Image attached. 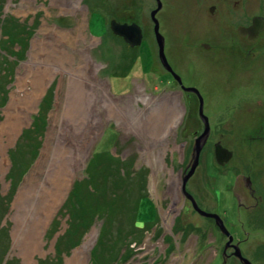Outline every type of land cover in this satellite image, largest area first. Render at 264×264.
Masks as SVG:
<instances>
[{
	"label": "rangeland",
	"instance_id": "1",
	"mask_svg": "<svg viewBox=\"0 0 264 264\" xmlns=\"http://www.w3.org/2000/svg\"><path fill=\"white\" fill-rule=\"evenodd\" d=\"M258 1L263 5L264 0ZM0 2L4 3L0 26L6 21L5 25L9 24L10 17L18 20L29 31L28 36L24 34L25 50L21 59L7 55L6 38L0 33V125L5 119L4 111L10 100L22 99L26 92H31L29 71L46 67L51 69L36 105L29 112L22 110L24 114L29 113V121L11 133L0 134V259H3L0 264H7L10 260L14 264H40L47 259L57 264H92V260H97V256H100L95 253L100 245L98 238L103 222L109 219L108 211L104 213L106 218L95 219L92 226L85 230L79 244L70 248L68 254L59 256L55 247L57 237L69 229L71 213L68 214V209L63 205L69 199L74 185L89 179L85 171L95 152H112L122 161L131 160L135 173L141 168L154 169L147 177L145 192L138 191V196L133 195L127 189L129 184L125 183V187L112 188V196H107V191V198L97 199L98 203H108L114 209L117 206L123 209L122 200H127L126 212L113 214L117 219L112 221V226L120 223L121 226H130L134 231L133 237L131 232L127 235L132 246L130 250H133L128 260L125 258L129 249H121L124 253L126 251L124 256L120 251L123 244L119 241L114 251L119 256L117 261L112 262L116 258L115 254L110 258L106 254L107 259L98 264H119L120 261L121 264H222L220 252L228 237L218 228L213 218L195 213L191 203L183 198L179 190L181 176L190 161L194 137L202 133L204 126L198 116V99L171 85L166 77L160 79L157 74H153L155 60L151 51L153 40L150 20V12L155 7L153 0H71L67 7L62 5L61 0ZM257 4L255 2V14L260 12ZM161 13L157 14L159 28L166 34ZM125 14L138 23L143 31V40L134 50H130L122 38L113 35L108 27L111 19L119 21L117 18H125ZM175 22L172 15V23ZM53 30L74 34L73 39L64 41ZM42 40L44 43L55 42L58 49L68 52L69 61L64 64L67 69L57 67L42 56L34 57V53L43 44ZM12 42H7L10 43L9 50L18 51L20 47L15 41ZM255 43L256 46L264 44L263 36ZM263 56L264 52L260 50L259 58L253 66L254 77L250 85L248 79H245V83L240 82L243 86H236L231 72L228 73L230 64L223 60L221 67L224 70L220 73L222 82L217 90L218 95L205 97L202 92L203 112L210 128L209 143L200 154V164L195 174L186 184V189L201 209L219 215L234 238L232 244H236L252 264H264ZM188 58L199 67L197 72L207 67L206 63L210 64L207 60L201 62L199 58ZM243 69L240 72L246 77L245 72L249 74L250 69ZM4 72L7 77H3ZM71 81L83 85L85 89L84 123L89 121L93 124L95 135L85 145L83 137L74 139L65 133L63 137L60 136L59 142L65 143L67 155H71L70 161L75 164L71 172L73 176L59 206L41 228L38 249L26 255L19 246L26 226L24 229L17 227L19 208L15 200L31 184L33 192L27 216L36 220L39 214L47 210L44 209L48 199L46 197L52 190V182L47 175L53 164L57 138L64 130L62 109ZM52 82L54 88L49 89ZM48 100L47 111L41 112L40 107L46 106ZM160 111L164 112L163 118L167 119L156 126L150 124L163 115L159 114ZM39 113L44 116L41 120L36 118ZM34 128L39 129L41 135L34 157H31L32 153L28 150L30 137L39 135ZM217 141L233 152L224 167L216 164L209 154L213 151V143ZM15 164L28 167L20 178V169H15ZM243 177L253 181L255 179L251 188L256 190V198L262 197L258 209L253 213L257 222H261L253 226L248 223L250 213L245 208L252 203L247 198L249 192L246 188L250 182L244 181ZM11 178L14 179L15 189L14 194L8 197ZM103 193L100 191V194ZM79 194L87 197L84 190H80ZM118 194L122 197L114 205L113 196ZM142 196L145 197L140 200L135 217V207ZM173 202H177L176 210L171 207ZM81 203L82 210L78 212L80 219L83 218L84 207L87 208L86 203L91 205L95 202ZM176 219L180 224L189 226L184 229V235L172 232ZM152 222H155L154 227L144 229L143 232L134 230L132 224L142 228L145 223ZM113 230L110 234H114ZM251 230L252 234L248 232ZM246 231L248 233L244 234ZM167 235H171L174 240L170 256H165V249L169 246L165 240ZM181 238H185L184 242H180ZM238 240L241 241L240 245L236 243ZM92 255L96 257L93 259ZM228 264L233 263L229 260Z\"/></svg>",
	"mask_w": 264,
	"mask_h": 264
},
{
	"label": "flooded vegetation",
	"instance_id": "2",
	"mask_svg": "<svg viewBox=\"0 0 264 264\" xmlns=\"http://www.w3.org/2000/svg\"><path fill=\"white\" fill-rule=\"evenodd\" d=\"M158 1L162 7L156 13V18L157 14L161 10H164L161 15L162 21H165L164 24L166 26V34H163L159 28V32L164 40V54L168 64L173 72L180 77L184 86L195 87L203 97L204 94L205 97L208 95L217 96L219 93L217 90L222 82V79L220 80V73L221 70H224L221 67L223 60L230 64L229 72L228 70L223 72H231L233 83L236 86H243L240 82L245 83V79H248V83L252 82L254 63L259 58V51L262 50L264 52V44L255 45V42L261 36L264 38V3L261 5L258 0H153L155 7ZM255 2L258 3L257 6L260 9V12L257 14L254 13ZM172 15L176 19L174 24L172 23ZM257 17L261 18L263 24L256 22L255 26L263 27V30L254 38V19ZM151 25L153 40L151 51L153 54L152 58L155 60L153 74H157L160 79L166 77L171 85L177 86L182 90L172 73L167 71L159 61L158 47L152 22ZM180 54H182L181 57L179 56ZM188 56L195 59L199 58L201 62L207 60L210 64L206 63L207 67H204L201 72H197L199 67L193 65L194 60H189ZM176 58L178 60H175ZM262 59L264 61V56ZM241 68H245L243 69L245 71H247L246 68L250 69L249 74L245 72L246 77L240 72ZM194 79L196 81H193ZM196 85H200V87L197 88ZM183 92L198 99L197 95L192 92ZM254 182H256L255 179L254 181L250 179V186L247 188L249 192L247 198L252 203L245 207L247 212L250 213L248 223L251 226L261 222H257V217L253 216L262 198L261 196V198L259 196L255 197L256 190L251 188V183L254 184ZM259 188L261 189V187ZM183 198L186 201L188 200L184 196ZM176 205L177 202L172 203L171 207L173 210H176ZM212 223L214 224V222ZM184 227H188V225H184ZM236 243L240 245L241 241L238 240ZM223 246L220 254L223 252ZM230 251H232L231 254L229 253ZM232 253L233 248L228 247L224 256L225 264H228L229 260L233 264H236ZM221 259L223 261L222 255Z\"/></svg>",
	"mask_w": 264,
	"mask_h": 264
},
{
	"label": "bare ground",
	"instance_id": "3",
	"mask_svg": "<svg viewBox=\"0 0 264 264\" xmlns=\"http://www.w3.org/2000/svg\"><path fill=\"white\" fill-rule=\"evenodd\" d=\"M70 1L71 0H61V3L64 7H67L70 4ZM158 3H160V2L158 1L157 5H158ZM161 7H162V5L160 3L159 10L161 9ZM155 8H157V6ZM161 11H164V10H161ZM125 19H126V17H125ZM121 22L131 23V22H135V21L130 19V20L121 21ZM53 32H54V34L59 35L60 38L64 41H70L73 39V36H74V34H69L66 32L58 31V30L57 31L53 30ZM257 36H258V34H254V38H256ZM42 42H43V44L41 45V47L38 49V51L36 53H34V57L36 58L37 56L38 57L42 56L45 59H47L49 62L55 63L57 67H62L64 69H67V67H65L64 64L68 63V61H69L68 52L66 50H63V49H58L55 46V44H56L55 42H45L44 43V40H42ZM157 47H158V44H157ZM262 68L264 69V66ZM29 72L31 74L32 90H31V92H26L27 94L25 96H23L22 99L15 98L13 100L12 99L10 100L7 108L4 111V118L5 119L3 120V122L0 125V134L11 133V131L17 130L22 125H24L25 122L29 121V113L24 114L22 112V110H27V112H29L36 105V102L39 99L40 94L43 92L44 83H45L47 77L49 76L51 69L49 67H46L43 70L38 69L35 71H29ZM53 88H54V82H52L49 85V89H53ZM84 91H85V89H84L83 85L78 84L75 81H71L69 83L68 88H67V92H66L67 97H66V100L63 104L64 106L62 109V116L64 118V120L62 121V128L64 130H62V132L59 133V136L57 138L58 144H56V146L53 150V157H52V160H53L52 163L53 164L51 165L52 166L51 170L49 169L48 175H47V178L50 179V181L52 182V190L50 191L49 195L46 197V199L47 198L48 199H47V203L44 207V209L47 208V210H45V212H43L41 215L39 214L36 220H32L29 216H27L26 213H27V209L29 207V203H30V199H31L30 196L33 192L32 191L33 186L31 184L29 187L26 188V191L24 193L21 192V194H19L15 200L18 203V208H19V214L17 217V227L18 228L22 227V229H24V226H26V229L24 232L25 234L23 235V238L20 241V245H19L20 249L26 255L33 254L38 249V247H39L38 237L40 235L41 228L43 227L45 222L51 217V215L53 213L52 211L57 206H59L60 202L63 199V196L65 195V190L67 189L69 182L73 176V175H71V172H72V169L74 168L75 164L70 161L71 155H69V154L67 155V150L64 146L65 143L59 142L60 136L63 137L64 136L63 134L65 133L70 138H74V139L79 138V137H83L84 138L83 143L85 145L87 143H90L93 136L95 135L94 134L95 127L93 126V124H91L89 121H86L84 123V114L86 112V97H87V95L85 96ZM159 114H161V115L163 114V115L158 116L157 121L156 122L153 121V123H150V124H153L156 126V124H161L167 119V118L166 119L163 118L165 115L164 112L160 111ZM83 123H84V128H83ZM72 130H74L76 132H72ZM199 135H200V133L198 135L196 134L194 137L193 146L191 149L190 161L188 163V166H190V163L192 160V153H193V147L195 145V139ZM39 141H40V139H39ZM208 143H209V137H207L205 144L201 148V151L199 153V158H198V164H197L196 168L200 164V154L203 151L204 147L206 145H208ZM216 144H219L222 148H224L226 150H229V151H231V150L228 149L227 147L223 146L222 143H220L219 141L213 143V151L209 152V154L211 155L212 159L216 162V164L223 167V165L227 164L230 161V159L227 162L224 161L223 163L221 161L222 164L218 162V159L223 160V155L215 153V145ZM204 150H206V149H204ZM230 153L233 155L232 151ZM107 154L109 155L108 157H107ZM118 161H122V159L119 156H116L115 154H113L112 152L111 153L95 152L94 154L92 153V156L90 159V164L91 163L108 162L110 165V168H107V169L105 168L104 170H107V172L114 179L116 178L118 180L122 177L123 179H122L121 183L123 185L124 182L126 180H128V179H126L127 174L125 173V171H121V168H120V170L117 168V163H119ZM196 168H195V170H196ZM129 170H130V172H133L132 166L129 168ZM153 170L154 169H151V168L150 169L149 168H141L140 172L137 175H135V177H133L132 174H130V178H133V179L128 180L129 187L127 189L130 190V192H133V195L136 194L138 196V188L136 185L137 181H140L142 179H146V181H147V177H149L150 173H152ZM195 170H194V172H195ZM193 174H195V173H193ZM244 179H247L250 182L249 177H243V180ZM181 180H182V176H181ZM180 185H181V181H180ZM249 186L250 185L248 184V186L246 188H249ZM186 191L188 192L187 189H186ZM119 192H120V190L118 189V193ZM180 192H181V190H180ZM121 197L122 196L119 194V196L116 197V199L118 200V198H121ZM141 199H139V202L136 204L135 212H134L135 217L138 214V207H139V203H140ZM122 203H123V208L124 207L127 208V205H128L127 200H122ZM95 205H98L97 200L95 201ZM238 205H239V199H238ZM121 211H122V208L117 206L116 212L119 213ZM195 213H197V212H195ZM177 221L178 220L176 219V222L174 223V226L172 227V232H174L175 234L181 232L182 235H184V232H183L184 231V224L182 222H181L182 224H180ZM155 222H157V221H155ZM155 222H152L150 224L146 223V224H148V227L150 229V228L154 227ZM177 224H178V226H177ZM113 232H114V230H113ZM248 232L251 234L253 233L252 230L248 231ZM248 232L246 231L244 234H247ZM115 236L119 237L117 233L115 234ZM187 236L188 235H186V238H187ZM119 239L122 240V238H120V237H119ZM57 240H58V237L56 239V243H57ZM165 240L167 241V243H169L168 248L165 249V256H168V255L170 256L172 250L174 249V245H173L174 240H173L171 235H167L165 237ZM184 240H185V238H181L180 242H184ZM170 244L172 245V248H170ZM55 247H56V245H55ZM121 247H120V250H121ZM231 248H233V247H231ZM233 251H234V249H233ZM64 254H68V253L64 252L61 254V256H63ZM113 254H115V253H108L107 258H110ZM241 255H242V253H241ZM115 257L116 258L112 262L117 261L119 256H117V254H115ZM242 257L245 258L250 264H252V261L249 258H247L243 255H242ZM239 263L244 264L242 261ZM256 263H257V261H256ZM119 264H121V261L119 262Z\"/></svg>",
	"mask_w": 264,
	"mask_h": 264
},
{
	"label": "trees",
	"instance_id": "4",
	"mask_svg": "<svg viewBox=\"0 0 264 264\" xmlns=\"http://www.w3.org/2000/svg\"><path fill=\"white\" fill-rule=\"evenodd\" d=\"M4 3L0 2V13L2 11ZM125 18H117L119 21H126V20H130V17L127 16L125 14ZM10 22H8L9 24L5 25V23L7 22H2V26H0V33L2 32L5 35V43L6 45L9 46L10 43H7L8 41H11V43H13L12 41H15V44H17L20 49L18 51L15 50H9L8 46H6V50L9 52L7 53L14 56L15 58L17 57L18 59H21L22 54L24 53V48H25V42H24V34H26L27 36L29 35V31L25 29L24 25H22L21 23H19L18 20H15L13 18L9 17ZM134 21V20H133ZM2 56L0 55V58ZM5 63L7 64V61H5ZM5 64V65H6ZM3 77H7V73L4 72L3 73ZM47 95L45 96V98L43 99V102L45 103ZM50 100L46 101L47 102V107L45 105H42L40 107L41 112H46L48 109V103ZM37 120L38 119H42L44 118V116H42V113H39V115L36 117ZM35 130V128H34ZM35 131L38 132V134L41 132L39 131V129H36ZM34 133V132H33ZM41 134H39L37 137L36 136H31V141L30 144L28 145V150L30 151L31 157H34V154L36 152V147L39 145L40 141H39V137ZM28 136H26L25 138H27ZM109 155L107 154V157ZM130 160V159H129ZM119 163H117V168L121 171H125V173L127 174V178L128 180L133 179L130 178V174H132L133 177H135V175H137L138 173L135 172H130L129 168L132 166L131 160L128 161H118ZM131 165V166H130ZM21 165L19 164H15V169H20L19 170V178L21 175L24 174V172L26 171L25 169H27L26 167H21ZM110 168V165L108 162H100V163H91L89 162L88 167L86 169L87 174H89V179L88 180H84V181H79L77 182V185H74V188L71 192V194H69V199L66 200L65 204L63 205L64 208L68 209V214L70 217V222H69V229H67V231L60 237H58L57 243H56V247H57V252L58 255L61 256L62 253L66 252L68 253V251L70 250V248H72L73 246H76L79 244L80 239H82V237L85 235V230H87L89 227L92 226V224L94 223L95 219H103L106 218V216L104 215V213H106V211H108V220L106 218V221L103 222V225L101 227V231L99 234V238L98 240H100V245L99 248L96 250L95 253L99 254L100 256H97V260L94 261L92 260V264H98L103 262L106 259V254L108 253H114V251L118 248V242L120 241L121 244H123V246L121 247V249L126 250V248L129 249V253L126 256V260H128L130 258V254L133 253L132 250H130V248H132L131 246V242H129V239L127 237V235L131 232V236L133 237L134 235V231L132 230V228L130 226H121L120 223L112 226V221H115L117 218L114 216L113 214H117L116 209H114L113 207H111L108 203H101L99 202L98 205L91 204L90 203H86L87 204V208L84 207V211H83V218L80 219L78 212H80L82 210V206H81V201H92L95 202L97 199H105L107 198V196H112V188H116L118 187H125L124 185H122L121 181H122V177L120 179H114L108 172L107 170L104 169ZM25 170V171H24ZM24 171V172H23ZM128 180H126L124 182L128 183ZM11 187H10V192L8 194V197H11L14 193V189H15V182L14 179L11 178ZM117 183V184H116ZM138 191H144L146 190V179H142L140 181H137L136 183ZM89 187V190H87V188ZM80 190H84L85 195L87 196L86 198L81 196L79 194ZM94 192L92 193L91 192ZM100 191L104 192L103 194H100ZM108 191V192H107ZM106 192H107V196H106ZM118 195L113 196V204L117 205V199L116 197H118ZM145 197V196H142ZM142 197H139V199H141ZM71 199V200H70ZM74 203V204H73ZM73 206V207H71ZM62 207V208H63ZM126 207H124L122 209V213L126 212ZM87 215H89V217L87 218ZM110 215V216H109ZM135 222V220H134ZM133 224V228L134 230H140L141 232H143L144 229L148 230V224L145 223V225L142 228H138ZM129 225V224H128ZM178 226V224H177ZM181 227V226H180ZM189 227V226H188ZM188 227H184V229H188ZM194 227V226H193ZM195 228V227H194ZM114 229V233L118 234V236L121 239H119V237L115 236V234H110L111 230ZM129 229V230H128ZM106 230V231H105ZM123 230V232H122ZM193 230V229H191ZM130 244V245H129ZM101 246V247H100ZM170 248H172V245L170 244ZM100 249H102V253H100ZM122 252V250H120ZM127 251V250H126ZM125 251V253H126ZM123 255L125 256L126 254L124 252H122ZM116 254V253H115ZM93 257V255H92ZM96 257V256H95ZM93 257V259L95 258ZM3 259H0V261L2 262ZM0 262V263H1ZM13 260H10L7 262V264H14ZM40 264H57L56 262H52L47 260H43L40 262Z\"/></svg>",
	"mask_w": 264,
	"mask_h": 264
},
{
	"label": "water",
	"instance_id": "5",
	"mask_svg": "<svg viewBox=\"0 0 264 264\" xmlns=\"http://www.w3.org/2000/svg\"><path fill=\"white\" fill-rule=\"evenodd\" d=\"M159 8H160V3H158L157 8H154V10H152L150 12V20L153 23V32L155 35L156 42L158 44L159 61L167 71L172 73L173 77L178 81V83L180 84L183 91L192 92V93L197 95L198 103H199L198 104V116H199V118L202 121L203 126H204L202 133L195 139V145L193 147L192 160H191L190 166H188V165L186 166V172L182 176L181 185H180L181 193L185 198H187L190 201L192 209L195 212H197L202 217L213 218L214 222L218 226V228L228 237V241L225 243L224 249L222 252V255H223L222 256L223 257L222 264H225L224 256H225V251L228 247H233V249H234L232 254L235 258L236 264H238L241 261L244 264H250L245 258L242 257L241 252L239 250V247L236 244H232L233 237L227 231V229L224 226L223 221L219 217V215H217L215 213H208V212L204 211L203 209H201L198 206L195 199L192 197V195L186 191V183H187L188 179L194 173V170L198 164L199 153H200L201 148L205 144V141L209 135L210 128H209V122L207 120V117L205 116V114L203 112V99H202L199 91L194 87L184 86L182 84L180 77L173 72L172 68L170 67V65L167 62V59H166L165 54H164V40H163L162 35L159 32V23H158V20L156 18V13L158 12ZM256 22H259L260 24H263V22H262L260 17H257L254 19V23H255L254 24V33L258 34L261 30H263V27H256L255 26ZM108 25H109V30L111 31V33L117 37L122 38L123 41L129 47H131V48L132 47H138L141 44V42L143 40V31H142V28L137 23H135V22L125 23V22L116 21L115 19H111L109 21ZM230 152L231 151L222 148L219 144L215 145V153L223 155V160L218 159L219 163H221V161H222V163L224 161L227 162L229 159H231L232 154ZM244 181L249 182L247 179H244Z\"/></svg>",
	"mask_w": 264,
	"mask_h": 264
}]
</instances>
